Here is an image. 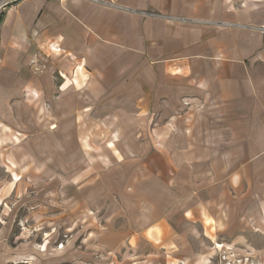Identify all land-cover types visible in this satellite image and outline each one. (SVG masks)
<instances>
[{"label": "crops", "instance_id": "1", "mask_svg": "<svg viewBox=\"0 0 264 264\" xmlns=\"http://www.w3.org/2000/svg\"><path fill=\"white\" fill-rule=\"evenodd\" d=\"M114 2L19 0L2 13L0 124L45 131L50 116L45 138L18 144L25 151L74 147L75 130L105 118L111 141H77L102 171L130 179L122 194H145L148 264H215L224 244L263 253L264 32L253 26L264 24V0ZM11 239L0 234V264L81 257Z\"/></svg>", "mask_w": 264, "mask_h": 264}, {"label": "rangeland", "instance_id": "2", "mask_svg": "<svg viewBox=\"0 0 264 264\" xmlns=\"http://www.w3.org/2000/svg\"><path fill=\"white\" fill-rule=\"evenodd\" d=\"M96 3L115 4L114 0ZM253 27L264 32V24ZM57 76L64 75L58 72ZM42 118L47 130L51 127L50 116ZM98 122V117L92 115L91 126L85 134L74 131V147L68 148L59 142L56 149L32 146L25 151L18 146L20 142L29 139L36 142L50 131H37L30 122L28 124L32 127L28 131L0 124V140L11 139L7 144L0 143V155L7 160L6 163L0 162V234H8L12 242L20 240L19 243L27 246L28 251L38 248L43 252H58L62 260L72 252L81 254L76 259L77 264H130L138 256L141 258L138 264H148L145 254L154 251L153 244L142 232V227L137 225L146 215L145 194H122L120 190L130 179L119 180L115 173L108 175L102 171L99 163L93 161V153L91 157L87 156L81 140L77 141L78 137H88L94 147L99 144L102 147L106 141H111L112 136L103 125L105 118L102 117L101 128ZM140 150L135 148V154L140 155ZM84 153L87 163L80 161ZM26 154L33 156L32 161L14 160V156L23 160ZM34 155L39 156L37 162H34ZM102 174H107V177H102ZM119 181L122 183L118 187ZM161 186V180L157 179L156 203L163 198ZM10 221L12 224L7 228ZM162 251L166 250H159ZM85 254L92 258L84 259ZM132 254L136 259H132ZM262 257L264 251L256 255L224 244L213 258L215 264H264Z\"/></svg>", "mask_w": 264, "mask_h": 264}, {"label": "built area", "instance_id": "3", "mask_svg": "<svg viewBox=\"0 0 264 264\" xmlns=\"http://www.w3.org/2000/svg\"><path fill=\"white\" fill-rule=\"evenodd\" d=\"M19 0H0V16L8 8L12 7ZM94 2H101L102 0H92Z\"/></svg>", "mask_w": 264, "mask_h": 264}]
</instances>
